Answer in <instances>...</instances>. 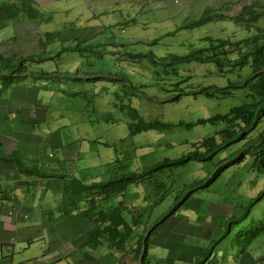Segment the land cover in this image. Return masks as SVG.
<instances>
[{"label":"rangeland","instance_id":"1","mask_svg":"<svg viewBox=\"0 0 264 264\" xmlns=\"http://www.w3.org/2000/svg\"><path fill=\"white\" fill-rule=\"evenodd\" d=\"M97 1L47 0L41 3L37 0L36 6L47 13L46 17L53 14L52 20L46 22L44 16L36 22H23L21 26L26 30H63V35L51 42L58 49L74 43L71 31L64 30L69 22L95 25L103 21L109 26L115 20L123 22L128 17L129 20L136 19L129 25L119 24L103 31L99 35L100 44L95 47L90 46L80 53L64 52L63 62L58 66L61 70L63 64L76 62L75 73L94 72L95 75L100 74V78L94 82L71 81L69 87L83 91L82 95L63 98V102L57 101L59 97L56 95L50 106L51 115L54 117L56 114L59 118V115L67 113L71 118L77 115L76 110H81L86 120L94 119L95 124L92 126L89 123L86 127L97 141L108 145L107 153L111 159L109 167L115 173L114 177L147 171L165 159H179L195 152L197 148L193 144H199L204 138L215 135L220 141L217 133L223 129L222 126L195 125L187 129L178 124L196 123L201 118L224 114L243 104V91L232 92L229 97L220 99L195 95V92L203 87H225L229 83H238L252 70L250 67L233 69L228 67L226 60H223L222 69H218L220 66L216 64L186 62L181 61L180 57L199 47L208 46L209 42L204 38L243 40L254 35L257 27L245 22H219L167 36L158 44L153 45L151 42L200 17L207 8L235 15L239 13L241 4L256 0H118L129 3H114L119 11L103 15L100 12L104 8L110 9L108 5L111 2ZM86 6L89 12L85 14ZM263 24L261 22L260 26ZM14 33L12 26L1 28L0 39ZM85 43L83 47L89 45ZM43 69H57V62L47 61ZM65 100L67 103L64 106ZM141 121L166 123L174 127L144 129ZM53 122H50L51 125ZM66 123L70 132L76 130V126ZM262 130L264 121L248 139L254 138ZM247 140L231 145L211 160H192L183 166L157 171L140 184L129 186L126 200L142 207L145 221L140 226L142 230L151 233L154 222L161 220L174 206L180 204L182 209H177L171 216L191 225H200L206 220L214 221V225H227L232 217H236L231 221L233 234L225 236L226 226L223 239L227 243L214 246L216 254L225 256L229 252L231 261L234 254L232 246L237 248L236 244L241 248L250 244L246 249L251 248V251L259 253L264 246V233L248 242L249 235L245 231H253L251 228L264 220V201L256 204L250 214L242 218L248 203L263 188L262 178L249 168L252 158L247 157L225 167L212 184L199 186L223 162L225 165L227 159L237 157L235 153L244 149ZM100 152H105L103 146ZM187 194L189 196L185 200ZM150 238L147 239L148 243ZM168 252L164 247H150L148 257L164 258Z\"/></svg>","mask_w":264,"mask_h":264},{"label":"crops","instance_id":"2","mask_svg":"<svg viewBox=\"0 0 264 264\" xmlns=\"http://www.w3.org/2000/svg\"><path fill=\"white\" fill-rule=\"evenodd\" d=\"M34 2L37 5V0ZM109 2L110 9L104 8L100 14L118 12L117 3H129ZM0 3L20 4V0ZM42 12L46 22L52 20L53 14L46 17L47 13ZM23 22L36 20L16 18L1 27L12 26L15 33L0 39V264H140L134 253L128 254V242L124 251H118L109 242H102L101 236L93 240L99 229L112 225L110 215L116 208L126 223L135 221L139 225L131 242L134 248L137 239L147 234L140 227L145 224L142 207L126 200L128 188L124 194L105 201L106 196L91 188L118 178L109 167L108 145L97 141L86 127L89 123L93 126L94 119L86 120L81 110L71 118L67 113L53 117L50 112L56 95L59 102L82 95L83 91L69 87L71 81L94 82L100 74L75 73L76 62L63 64L61 70L58 66L64 52L73 50L55 49L51 42L58 37H47L50 30L22 29ZM127 22L129 17L109 26L103 21L95 25L69 22L64 30L71 31L72 45L81 40L95 47L103 31ZM57 53L60 55L51 60L25 63L24 71L16 69L21 66L20 57H50ZM47 61L57 62V69H43ZM42 71L62 74L60 79L51 80L39 77ZM66 121L76 126L74 132L68 130ZM102 146L105 152H100ZM167 219L154 222L147 244L148 254L150 247H164L169 252L164 258L151 259L147 255L148 264H200L202 258L203 264H264V246L256 253L236 244L237 248L232 246L231 261L229 252L225 256L215 253L214 246L227 243L223 238L228 236H224L228 225H214L208 220L191 225L173 216Z\"/></svg>","mask_w":264,"mask_h":264},{"label":"trees","instance_id":"3","mask_svg":"<svg viewBox=\"0 0 264 264\" xmlns=\"http://www.w3.org/2000/svg\"><path fill=\"white\" fill-rule=\"evenodd\" d=\"M44 17L43 12L35 5L34 0H20V4L16 3H0V28L5 26L8 21L16 18L21 20H38V18ZM136 19L129 20V23L135 22ZM219 22H231L239 24L242 22L255 25L257 31L254 35L243 40L233 39H221V38H204L206 42H209L208 46H202L194 50L188 55L181 56V61L186 62H198L201 64H216L218 69H222L224 66L223 60L228 64V67L233 69H245L250 67L251 73L238 83H229L225 87L209 86L203 87L195 92L197 94H203L206 97H216L217 99L223 97H229L232 92L243 91L245 102L243 104L231 108L227 113L214 114L208 118H201L196 123H182L178 126L186 127L187 129L199 125H211V126H222L223 129L219 132L220 141L217 140L216 136H210L204 138L199 144L194 143L193 146L197 148L195 152L187 153L179 159L170 160L165 159L162 162L151 167L147 171L143 172H131L118 176V178L111 180L106 183H99L94 187L97 188L102 196H106L104 201L112 196H119L124 194L129 186L134 184H140L147 177H150L154 172L164 171L174 166H183L192 160L197 161H208L214 158L222 150L227 149L233 144L239 143L240 141H246L249 136L260 126L264 121V24L260 26V23H264V0L248 1L246 4H241L239 13L235 15H229L225 11H218L213 8H207L200 17L190 20L178 29L168 32L160 38L154 39L151 44H158L163 38L167 36H174L184 30H195L212 23ZM124 25H129L128 22ZM59 31V30H58ZM48 31L47 37L53 39L57 37L61 32ZM84 41H79L75 45L65 47L62 51L73 50V51H85L91 44L82 46ZM61 51V52H62ZM60 52V53H61ZM60 53L54 54L53 56L47 57H35L33 55L20 57L18 62L21 66H17L16 69L24 71V64L40 63L41 61L51 60L56 58ZM236 54L235 57H233ZM134 57V55H131ZM137 56V55H136ZM154 57V55L152 54ZM222 57V58H221ZM60 72H48L42 71L38 74L39 77L45 79H60ZM143 124L142 128L152 129L163 126L164 128H173L174 125H168L166 123L149 122L146 123L141 121ZM177 126V125H175ZM249 140V139H248ZM247 140L244 149L241 148L237 153V157L233 159H227L225 165L218 168L213 175L202 182L199 186L210 185L222 172L225 167L240 162L247 157L252 158V162L249 165L251 170H254L263 180V188L259 194L253 198L247 205L245 214L242 218H245L250 213L252 208L264 201V130L259 132L254 138ZM256 143H259L258 145ZM192 191V190H191ZM186 195L185 200L188 198ZM183 202V201H182ZM179 205H176L172 210L163 217V221L173 214L178 209ZM112 225H107L103 229H99L94 235V241L101 236L102 242H109V245L118 251H124L127 247L128 242V254H133L135 259H138L140 264H148V236L139 237L137 239L136 247L133 245L132 238L135 230L139 225L134 222L126 223L122 217V212L119 208L113 210L110 215ZM236 219L232 217L227 224V232L233 231L231 221ZM253 231L248 232L249 240L257 238L264 233V220L259 221L257 226L251 228ZM243 231V230H242ZM240 231L239 233H242ZM248 244L247 246H249ZM247 246H244L246 249ZM210 256L209 254L207 255ZM200 264H203L205 258H202Z\"/></svg>","mask_w":264,"mask_h":264},{"label":"built area","instance_id":"4","mask_svg":"<svg viewBox=\"0 0 264 264\" xmlns=\"http://www.w3.org/2000/svg\"><path fill=\"white\" fill-rule=\"evenodd\" d=\"M11 213V212H10ZM13 213V212H12Z\"/></svg>","mask_w":264,"mask_h":264},{"label":"clouds","instance_id":"5","mask_svg":"<svg viewBox=\"0 0 264 264\" xmlns=\"http://www.w3.org/2000/svg\"><path fill=\"white\" fill-rule=\"evenodd\" d=\"M178 2V1H177Z\"/></svg>","mask_w":264,"mask_h":264}]
</instances>
